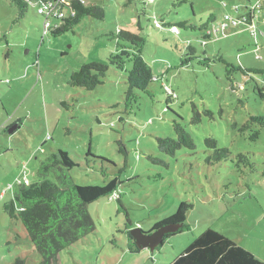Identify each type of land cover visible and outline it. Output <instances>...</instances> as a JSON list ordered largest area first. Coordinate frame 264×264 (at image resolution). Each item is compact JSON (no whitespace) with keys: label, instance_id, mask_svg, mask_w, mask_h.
I'll list each match as a JSON object with an SVG mask.
<instances>
[{"label":"rangeland","instance_id":"rangeland-1","mask_svg":"<svg viewBox=\"0 0 264 264\" xmlns=\"http://www.w3.org/2000/svg\"><path fill=\"white\" fill-rule=\"evenodd\" d=\"M85 1L102 7L105 18L86 17L73 30L43 37L37 0L20 20L18 7L0 0V264L41 262L5 205L26 179L56 182L40 168L61 149L78 164L69 172L77 185L106 186L114 178L122 184L121 204L106 196L89 205L95 232L62 251L58 264H171L210 228L264 261V126L252 121L264 118L256 91L264 74L239 70L264 71V15L252 35L221 25L236 7L245 12L248 0ZM131 37L142 39L139 50ZM138 52L159 80L128 98ZM90 62L108 66L103 84L92 91L70 85ZM175 121L196 150L171 157L157 140L177 138ZM208 138L229 158L213 164ZM183 202L192 208L180 234L154 252H132L128 230L150 231Z\"/></svg>","mask_w":264,"mask_h":264},{"label":"trees","instance_id":"trees-1","mask_svg":"<svg viewBox=\"0 0 264 264\" xmlns=\"http://www.w3.org/2000/svg\"><path fill=\"white\" fill-rule=\"evenodd\" d=\"M9 1L18 7V19L23 18L28 9L27 3L30 0ZM66 8L68 9L67 14L69 13L70 16H66L59 26L50 30L54 36H60L73 30L86 17H92L97 20L105 18V11L102 7L84 5L80 0H73L72 5ZM184 25L181 24V26ZM131 38L132 40H129L130 38L125 39L136 42L133 46L138 47L137 50H139L142 45V39L138 37ZM208 38L209 35H204L203 37L204 40ZM131 57L132 68L128 72L127 77L129 86L128 98H132L135 91L146 92L152 83L159 80L153 74L151 66L140 52L134 53ZM108 70V66L104 63H86L82 65L79 71L72 74L69 83L73 87H81L92 91L103 84L102 79L106 76ZM239 70L247 74H264V71L245 70L241 67ZM256 91L258 97L264 101V81L261 86L257 87ZM252 121L264 126V118H252ZM200 122L199 115L195 114L192 124ZM174 128L177 138H158L159 151L166 156L172 157L183 148L190 151L196 150L192 135L184 126L175 121ZM248 128L249 126L244 127L243 131ZM258 137L259 133H256L252 136V139H257ZM206 144L209 149L215 150V154L210 157L214 162L213 164L229 158L230 151L228 149H220L215 139H206ZM121 146L120 152L127 155L126 149L123 145ZM238 160L239 163L245 162V166L252 168L251 163L244 155H239ZM77 166L78 164L67 151L58 150L57 153H53L46 158L40 168L41 175L47 176L52 173L56 182L45 179L36 183H21L12 201L5 205V212L8 216L12 220L20 221L25 227L35 250L42 257L39 264H58V258L62 251L86 238L89 234L94 233L96 226L89 212V205L103 197H110L112 193L116 192L118 186L122 184L119 178H114L106 186L77 185L69 173L70 170ZM117 201L120 202V198ZM191 208L190 204L183 202L172 218L157 223L151 231L174 224L181 226V229L169 236L180 234L183 231L187 213ZM130 231H128L127 236L133 242L134 239L129 234ZM132 242H129L134 246V251L132 250V252L139 251V248ZM16 264L23 263L17 262ZM171 264H264V261L234 240L210 228L194 240Z\"/></svg>","mask_w":264,"mask_h":264},{"label":"built area","instance_id":"built-area-1","mask_svg":"<svg viewBox=\"0 0 264 264\" xmlns=\"http://www.w3.org/2000/svg\"><path fill=\"white\" fill-rule=\"evenodd\" d=\"M39 5L38 14L44 19V29L43 36L45 37L50 33V30L59 26L63 19L70 14L66 12L68 10L66 7L72 5L73 0H37ZM82 4H86L85 0H80ZM264 0H255L252 5L245 7V12H240L236 7L235 13H230L224 15V20L222 22V27L224 28H243L250 30L252 35H256L255 28L256 20L258 17L263 16L264 12ZM72 15H74L72 13ZM54 21V23H53ZM264 22V20H263ZM218 31V30H217ZM169 96L175 97L176 95L171 93L169 89L166 90ZM22 183L28 184V179L24 180ZM21 184V182H20ZM111 200H118L119 196L116 192L110 196Z\"/></svg>","mask_w":264,"mask_h":264},{"label":"water","instance_id":"water-1","mask_svg":"<svg viewBox=\"0 0 264 264\" xmlns=\"http://www.w3.org/2000/svg\"><path fill=\"white\" fill-rule=\"evenodd\" d=\"M179 225L172 226L170 228L162 227L158 229L152 236H147L143 233V231L139 228L132 229L130 231V235L134 238L137 242V246L139 249H147L149 248L151 251H154V247L157 246L159 243L162 242V239L165 234L168 233H176L179 231Z\"/></svg>","mask_w":264,"mask_h":264},{"label":"flooded vegetation","instance_id":"flooded-vegetation-1","mask_svg":"<svg viewBox=\"0 0 264 264\" xmlns=\"http://www.w3.org/2000/svg\"><path fill=\"white\" fill-rule=\"evenodd\" d=\"M158 230V229H157ZM157 230H154V231H147V232H145V231H143V233L145 234V235H147V236H152L153 235V233H155ZM128 231H130V230H128ZM178 232V231H177ZM176 232V233H177ZM130 234V233H129ZM173 235V234H175V233H168V234H165L164 235V237H163V239H162V242L161 243H159L157 246H155L154 248V251L155 250H157V249H159V248H162L164 245H165V243L167 242V240L169 239V238H171V236H169V235ZM134 239V238H133ZM128 241L129 242H132V240H130V238H128ZM133 244H135L136 246H137V242H136V240L134 239L133 240V242H132ZM138 247V246H137ZM139 248V247H138ZM148 250H150L149 248H147ZM154 251H151V252H154Z\"/></svg>","mask_w":264,"mask_h":264},{"label":"crops","instance_id":"crops-1","mask_svg":"<svg viewBox=\"0 0 264 264\" xmlns=\"http://www.w3.org/2000/svg\"><path fill=\"white\" fill-rule=\"evenodd\" d=\"M250 3H249V6L250 5H252L254 2H255V0H248ZM86 2V1H85ZM264 6V5H263Z\"/></svg>","mask_w":264,"mask_h":264},{"label":"clouds","instance_id":"clouds-1","mask_svg":"<svg viewBox=\"0 0 264 264\" xmlns=\"http://www.w3.org/2000/svg\"><path fill=\"white\" fill-rule=\"evenodd\" d=\"M87 4V3H86ZM29 181V180H28ZM30 183V182H29ZM117 193V192H116ZM113 194V193H112ZM111 196V195H110Z\"/></svg>","mask_w":264,"mask_h":264}]
</instances>
